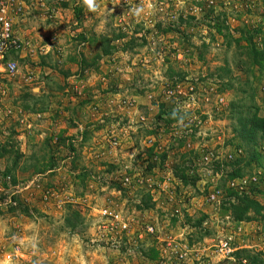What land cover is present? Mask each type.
Here are the masks:
<instances>
[{
	"label": "rangeland",
	"instance_id": "obj_1",
	"mask_svg": "<svg viewBox=\"0 0 264 264\" xmlns=\"http://www.w3.org/2000/svg\"><path fill=\"white\" fill-rule=\"evenodd\" d=\"M10 9L0 264H264V211L226 209L235 159L264 207V137L241 128L264 116V0Z\"/></svg>",
	"mask_w": 264,
	"mask_h": 264
},
{
	"label": "trees",
	"instance_id": "obj_2",
	"mask_svg": "<svg viewBox=\"0 0 264 264\" xmlns=\"http://www.w3.org/2000/svg\"><path fill=\"white\" fill-rule=\"evenodd\" d=\"M251 64H256L258 67H264V49L262 50H251ZM242 130L244 131L242 135L249 134H259V137H264V116H258L255 111L250 114L248 118L242 123ZM233 168L231 169L228 178L240 180L243 177V173L241 172V168L239 166V159H235L233 163ZM251 177V176H249ZM247 185L244 183L237 187H226V192L229 196L233 198L231 202H228L227 211L229 216L236 221L245 220L248 218V214H261L264 211V207L257 200L246 196V194H240L238 190H241ZM239 193V194H238Z\"/></svg>",
	"mask_w": 264,
	"mask_h": 264
},
{
	"label": "built area",
	"instance_id": "obj_3",
	"mask_svg": "<svg viewBox=\"0 0 264 264\" xmlns=\"http://www.w3.org/2000/svg\"><path fill=\"white\" fill-rule=\"evenodd\" d=\"M16 0H0V76L12 75L16 71V63L7 56L8 50L12 43L14 42L11 32V22L9 18L10 6L15 5ZM247 178H242L230 182V185L237 187L246 183ZM208 199L214 201V193L208 195ZM98 213L102 216L108 217L113 220H118V214L116 212L110 211L103 207L98 210ZM217 249L223 255V257H229L231 254V249L227 245L225 240L219 239L217 242Z\"/></svg>",
	"mask_w": 264,
	"mask_h": 264
},
{
	"label": "clouds",
	"instance_id": "obj_4",
	"mask_svg": "<svg viewBox=\"0 0 264 264\" xmlns=\"http://www.w3.org/2000/svg\"><path fill=\"white\" fill-rule=\"evenodd\" d=\"M89 3H91V0H89Z\"/></svg>",
	"mask_w": 264,
	"mask_h": 264
}]
</instances>
